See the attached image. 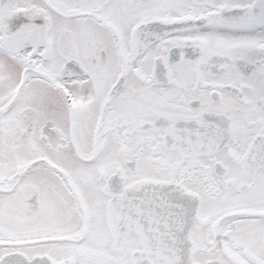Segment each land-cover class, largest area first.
<instances>
[{"label": "snow or ice", "instance_id": "6c2138e0", "mask_svg": "<svg viewBox=\"0 0 264 264\" xmlns=\"http://www.w3.org/2000/svg\"><path fill=\"white\" fill-rule=\"evenodd\" d=\"M0 264H264V0H0Z\"/></svg>", "mask_w": 264, "mask_h": 264}]
</instances>
